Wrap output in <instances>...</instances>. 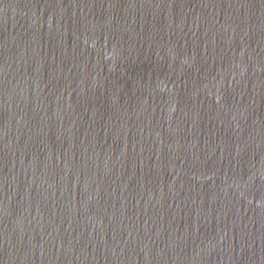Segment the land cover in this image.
I'll return each mask as SVG.
<instances>
[{"label": "water", "instance_id": "obj_1", "mask_svg": "<svg viewBox=\"0 0 264 264\" xmlns=\"http://www.w3.org/2000/svg\"><path fill=\"white\" fill-rule=\"evenodd\" d=\"M0 264H264V0H0Z\"/></svg>", "mask_w": 264, "mask_h": 264}]
</instances>
